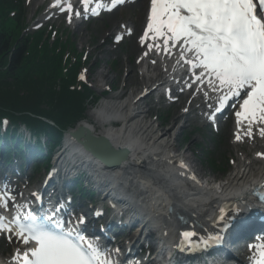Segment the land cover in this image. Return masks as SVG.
Returning a JSON list of instances; mask_svg holds the SVG:
<instances>
[{"label":"snow or ice","instance_id":"snow-or-ice-1","mask_svg":"<svg viewBox=\"0 0 264 264\" xmlns=\"http://www.w3.org/2000/svg\"><path fill=\"white\" fill-rule=\"evenodd\" d=\"M81 3L84 11L95 3V15L104 7V0ZM124 3L125 0H111L108 10ZM53 7L81 15L71 3L65 9L62 0H56ZM141 43L148 49L144 56L161 51L171 54L178 47L177 63L183 61L190 69V79L184 86L206 85L215 93L214 113L222 112L230 103L239 104L235 112L237 141L252 138L254 129L264 138V0H150ZM201 90L197 86L196 91ZM203 94L208 97L207 91ZM209 118L214 121L215 115ZM10 202L15 215L11 219L0 215V233L6 234L9 241L15 237L27 246L23 251L16 249L12 264H115L106 249L76 227L64 229L57 218L59 207L41 216L30 204L16 203L5 189L0 193V207L7 210ZM219 219L227 229L231 218L225 219L222 213ZM84 222L81 218L77 224ZM194 235L183 233L185 238ZM220 239L216 236L213 242ZM259 255L258 264H264V245Z\"/></svg>","mask_w":264,"mask_h":264},{"label":"bare ground","instance_id":"bare-ground-1","mask_svg":"<svg viewBox=\"0 0 264 264\" xmlns=\"http://www.w3.org/2000/svg\"><path fill=\"white\" fill-rule=\"evenodd\" d=\"M144 3L145 1L141 2L139 7L142 8ZM143 21L144 11L141 9L137 29ZM133 44L132 52L141 54L142 50H139L137 41ZM152 60L156 62L152 63ZM177 60L176 51L173 49L171 54L163 51L149 52L144 62L141 60L142 63L135 61L130 63L124 68L127 72L125 81L133 86L134 90L117 104L98 105L88 113L91 121L86 119L79 125L87 126L96 136L109 139L115 148L130 151L128 160L120 167L108 170L93 165L91 172L99 187H103L108 194H114L120 200L121 206L130 208L128 211L131 216L126 215L131 222L138 223V230L144 225L162 239V250L178 246L181 242V232L185 230H195L198 245L206 246L204 242L216 237L223 227V222L219 219L221 214L223 213L225 218L228 210L235 205L242 208L253 207L255 202L252 198L246 197V192L264 182V155L262 158L258 155L264 154V148L256 146V155L239 158L227 179L217 184L216 178H213L209 182L210 184L215 182L216 185H211L204 192L187 193L183 184L198 187L197 180L200 178L205 180L207 176L203 170L197 169L196 159L191 160L186 153L178 152L177 139L174 140L172 135L174 129L155 131L157 125L151 118L149 100L159 90L164 92L168 90L171 96H177L180 101L188 97L186 93L188 90L196 94L207 91L208 97L205 99L207 102L216 99L217 96L216 94L209 96L211 90L205 86L200 87L202 89L200 92L196 91V87L200 85L193 84L191 88L184 86V82L189 80L190 76ZM141 67L145 68L143 73L138 72ZM98 77L101 81L96 84V88L101 90L110 80L102 70ZM182 87L183 91H180ZM112 120H120L123 127L110 128V123L106 127L105 123ZM234 129L232 142L237 141L235 135L238 125ZM255 133L259 136L257 129H254ZM241 135L243 136V133ZM245 138L248 137L242 140ZM260 139L264 140L261 137ZM68 141L73 140L67 139V145L72 150L71 158H74L80 149ZM173 152L187 161L191 169L190 174L179 175L175 171L174 162L171 161L174 157ZM63 154L56 160L57 165L62 163ZM139 161L144 162L146 166L142 168L134 166ZM254 164H259V167L256 169ZM66 166L65 164L64 167ZM6 185L14 187L11 183ZM159 192L166 196L159 197ZM179 216L186 218L188 222L186 226L181 223ZM241 218L249 219L250 215H243ZM130 229H136V226L132 225ZM252 229L254 226L247 227L244 231L248 234ZM138 235L141 237L140 232ZM14 245L20 247L19 244ZM189 264H203V260L195 258Z\"/></svg>","mask_w":264,"mask_h":264},{"label":"trees","instance_id":"trees-1","mask_svg":"<svg viewBox=\"0 0 264 264\" xmlns=\"http://www.w3.org/2000/svg\"><path fill=\"white\" fill-rule=\"evenodd\" d=\"M18 39V34L0 28V114L14 121H26V117L19 116L33 115L35 130L60 141L63 130L82 116L85 96L71 91L67 81L57 85V79L62 78L61 54ZM57 86L62 87L61 91L56 90ZM39 118L54 121L55 127Z\"/></svg>","mask_w":264,"mask_h":264},{"label":"rangeland","instance_id":"rangeland-1","mask_svg":"<svg viewBox=\"0 0 264 264\" xmlns=\"http://www.w3.org/2000/svg\"><path fill=\"white\" fill-rule=\"evenodd\" d=\"M31 7L32 8L27 9V23L30 24V26H34L43 20V16L35 17L33 15V10L35 9L36 5L33 7L32 3ZM134 10L135 9L131 10L130 8L120 10L116 13L115 18L113 17L114 22H118L122 19H126L129 21L135 20L136 17L134 14ZM111 20L112 16L105 18L101 23L83 25L79 28L78 31L77 29H74V26L65 31L66 28L60 23H56L54 25L50 24L49 27H53L55 29L60 28L59 32L64 33L63 37L69 36V38H71V41L75 44V47L77 48L79 53L84 54L85 57L87 55L89 59L92 58V61L89 65L85 64L82 67L79 73L80 82L84 81L83 78H80V74L81 72H85L88 79L87 83L90 84L94 89V85H96V83L98 84V82L101 81V78L99 77V81H97V76L98 73H100L102 70L104 74H107L110 80L108 83H105V88L116 89L117 91L114 94L115 96H125L134 88L133 86H130L128 83H126V72H122L124 67L123 64L126 65L128 52L116 51V53L110 55L102 54V52H107L112 48L104 44L108 33L114 28V24H110ZM152 106V118H154V120L163 128H172L179 124L188 125L187 119L185 117H182V119L177 121L175 120L176 117L182 114L185 109V105H175L169 110L166 107L162 106L161 111L159 105ZM200 108L201 107H199L197 103H194L191 110L196 109V113H199ZM189 120V127L187 128L185 134H193L197 131L199 133L192 136L190 142H186L185 144L181 142V138H178V142L181 143L180 150L186 151L191 159H197V164L205 173L208 174V178H211L210 174L215 175L216 178L219 177L215 170L210 168L209 160L204 161L205 158L202 157L203 155L201 153L202 150L200 149V147H204L208 152H214L215 156L213 158L219 160L221 164H223L226 159L236 158L240 156L239 151L241 149L231 146V144L229 143L231 141V136L229 134L224 138L226 139V142L223 143V139L221 145L217 146L210 139L211 134L207 133V130L204 128L202 122H200L199 120L195 122L191 118H189ZM190 148L191 151H189ZM247 149H249L248 146ZM44 175L45 171L43 170L38 177L35 176V179L39 180L43 178Z\"/></svg>","mask_w":264,"mask_h":264}]
</instances>
